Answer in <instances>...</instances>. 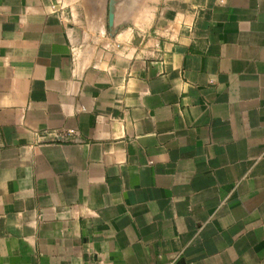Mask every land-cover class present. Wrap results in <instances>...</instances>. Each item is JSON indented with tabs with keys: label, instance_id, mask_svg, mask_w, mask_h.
Wrapping results in <instances>:
<instances>
[{
	"label": "crops",
	"instance_id": "obj_1",
	"mask_svg": "<svg viewBox=\"0 0 264 264\" xmlns=\"http://www.w3.org/2000/svg\"><path fill=\"white\" fill-rule=\"evenodd\" d=\"M0 264H264V0H0Z\"/></svg>",
	"mask_w": 264,
	"mask_h": 264
}]
</instances>
